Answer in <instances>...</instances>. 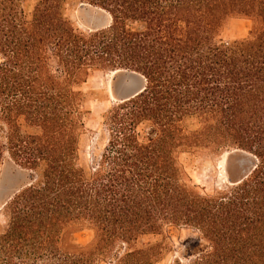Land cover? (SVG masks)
Segmentation results:
<instances>
[{
	"label": "trees",
	"instance_id": "1",
	"mask_svg": "<svg viewBox=\"0 0 264 264\" xmlns=\"http://www.w3.org/2000/svg\"><path fill=\"white\" fill-rule=\"evenodd\" d=\"M78 1L109 24L78 29L67 0H0V164L40 169L5 204L0 264H264V0ZM115 69L144 85L102 112L86 172L84 85ZM234 148L246 176L192 182L187 157ZM169 227L193 230L180 256ZM83 229L87 245L71 239Z\"/></svg>",
	"mask_w": 264,
	"mask_h": 264
},
{
	"label": "rangeland",
	"instance_id": "2",
	"mask_svg": "<svg viewBox=\"0 0 264 264\" xmlns=\"http://www.w3.org/2000/svg\"><path fill=\"white\" fill-rule=\"evenodd\" d=\"M66 13L73 25L83 31L100 28V20L104 14L106 15V13H104L99 7L78 0H67ZM246 28L247 24L245 22L234 21V30L232 32L239 33L240 31H245ZM121 77H124V74L119 75L112 71H100L96 72L84 85V89L87 95H90L89 97L91 99L88 102L90 115L85 117L87 131L81 137L79 165L86 172H89L92 161L100 154V149L106 141L107 133L104 128L101 127L100 115L107 109L111 102L116 101L110 96V86ZM232 150L239 149H230L214 157H187L185 161L189 162L188 171L192 182L198 185L202 191L205 190L204 192L207 193L211 192L214 188L223 187L226 183L232 184L228 181V178L231 176L229 175V168L225 164L226 157ZM236 163L237 161L232 157L229 163L232 169L236 168ZM246 164L245 166H248L247 162ZM39 174V168L29 170L15 163L11 159H5L0 164V232L4 230L7 223L5 204L13 194L36 180ZM3 202L5 203L1 205ZM193 235V230L185 227H169L166 229V241L172 246L174 254L179 256L182 253L183 242ZM91 238L92 231L87 229L75 232L71 236V239L81 245H87L91 241ZM160 239H162L161 236L146 235L140 237L136 244L145 245L146 243H154ZM66 240H68L66 242L70 241V239ZM172 257L173 255H168L166 257L167 261H165L164 264H168Z\"/></svg>",
	"mask_w": 264,
	"mask_h": 264
},
{
	"label": "water",
	"instance_id": "3",
	"mask_svg": "<svg viewBox=\"0 0 264 264\" xmlns=\"http://www.w3.org/2000/svg\"><path fill=\"white\" fill-rule=\"evenodd\" d=\"M109 21L110 19H108V17L104 14L100 20V28L108 25ZM114 73L119 75L124 74V77H121L117 81L113 82L110 86V96L112 99L117 101L128 99L137 94L143 88L144 79L135 71L127 69H115ZM232 157H234V159L237 161L235 165L236 168L234 169H232L231 165L229 164ZM246 162L248 163V166H245ZM225 164L228 166L230 173L229 175L231 176L228 178V181L233 183L239 181L248 174L253 166V158L245 151L232 150L226 157ZM4 203L5 202H3L1 205Z\"/></svg>",
	"mask_w": 264,
	"mask_h": 264
},
{
	"label": "bare ground",
	"instance_id": "4",
	"mask_svg": "<svg viewBox=\"0 0 264 264\" xmlns=\"http://www.w3.org/2000/svg\"><path fill=\"white\" fill-rule=\"evenodd\" d=\"M107 17H108V16H107ZM96 18H97V17H96ZM96 18H95V19H96ZM98 19H100V18H98ZM98 19H97V20H98ZM108 19H109V17H108ZM89 20H90V19H89ZM106 26H107V25H106ZM101 28H102V27H101ZM112 72H114V71H112ZM20 173H21V172H20ZM10 176H12V175H10ZM5 177H6V176H5ZM7 177H8V176H7ZM13 177H14V176H13ZM6 179H7V178H6ZM6 181H7V180H6ZM8 181H9V179H8ZM1 183H2V182H1ZM8 183H10V182H8ZM4 184H5V183H4ZM6 184H7V183H6ZM0 201H1V200H0Z\"/></svg>",
	"mask_w": 264,
	"mask_h": 264
},
{
	"label": "crops",
	"instance_id": "5",
	"mask_svg": "<svg viewBox=\"0 0 264 264\" xmlns=\"http://www.w3.org/2000/svg\"><path fill=\"white\" fill-rule=\"evenodd\" d=\"M246 23V22H245ZM247 24V23H246Z\"/></svg>",
	"mask_w": 264,
	"mask_h": 264
}]
</instances>
